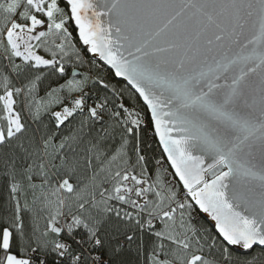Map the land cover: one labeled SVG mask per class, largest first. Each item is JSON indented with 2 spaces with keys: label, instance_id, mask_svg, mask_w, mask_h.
I'll return each mask as SVG.
<instances>
[{
  "label": "snow or ice",
  "instance_id": "6c2138e0",
  "mask_svg": "<svg viewBox=\"0 0 264 264\" xmlns=\"http://www.w3.org/2000/svg\"><path fill=\"white\" fill-rule=\"evenodd\" d=\"M0 264H264V0H0Z\"/></svg>",
  "mask_w": 264,
  "mask_h": 264
}]
</instances>
